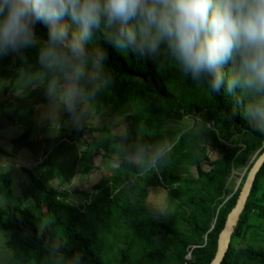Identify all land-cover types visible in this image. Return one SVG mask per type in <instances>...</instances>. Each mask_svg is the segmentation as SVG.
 Masks as SVG:
<instances>
[{
	"label": "trees",
	"instance_id": "16d2710c",
	"mask_svg": "<svg viewBox=\"0 0 264 264\" xmlns=\"http://www.w3.org/2000/svg\"><path fill=\"white\" fill-rule=\"evenodd\" d=\"M65 23L74 27L67 17ZM35 34L46 41L47 28L37 23ZM93 45L104 53L112 83L88 105L90 112L126 114L130 142L167 140L170 151L157 170L140 175L134 167L116 163L121 146L107 131L82 125L62 138L31 140L29 131L11 138L12 150H26L35 163L40 161L42 172L27 170L30 182L22 192L36 215L20 206H0V232L7 234L0 264H76L77 256L79 264H210L245 177L264 151V136L244 120V102L223 88L209 94L178 69L114 48L100 32L89 47ZM36 55V48H28L0 57V130L18 124L25 109L48 102L42 87L31 89L17 79L21 68L36 67ZM230 70L229 62L224 71ZM7 95L14 98L2 101ZM190 112L212 125L203 129L202 139L194 132L180 134L178 127ZM96 156L116 167H108L97 193L81 210L59 189L80 167L90 172L86 165ZM235 171L244 176L233 193L234 181L228 179ZM0 183L8 188L9 176L0 174ZM161 186L169 189L172 207L165 222L153 220L145 210L148 190ZM55 246L59 251L51 250ZM221 264H264V163Z\"/></svg>",
	"mask_w": 264,
	"mask_h": 264
},
{
	"label": "clouds",
	"instance_id": "9594fccd",
	"mask_svg": "<svg viewBox=\"0 0 264 264\" xmlns=\"http://www.w3.org/2000/svg\"><path fill=\"white\" fill-rule=\"evenodd\" d=\"M37 23L47 28L46 41L37 39ZM97 32L118 50L178 69L209 94L223 88L244 102V120L264 136V0H0V57L37 49L36 67L21 68L17 79L45 90L42 118L51 129L58 130L61 110L77 130L87 124L88 105L112 83L104 53L89 47ZM183 119L181 135L202 139L203 129L212 127L193 112ZM112 136L121 146L116 163L140 175L157 170L171 148L167 140L130 142L123 126ZM6 171L0 167V174ZM74 259L79 264L80 257Z\"/></svg>",
	"mask_w": 264,
	"mask_h": 264
},
{
	"label": "rangeland",
	"instance_id": "374dc122",
	"mask_svg": "<svg viewBox=\"0 0 264 264\" xmlns=\"http://www.w3.org/2000/svg\"><path fill=\"white\" fill-rule=\"evenodd\" d=\"M29 88L34 86L29 85ZM17 92L15 96H18ZM14 97L7 95L4 100H12ZM48 102L38 103L35 106L25 109L21 114V120L18 124L9 126L0 130V167H6L7 171L3 174L9 176L10 186L7 188L0 183V197H3L5 206H20L32 215L37 214L31 200L24 199L22 192L29 184V176L27 170L35 169L39 173L42 172L40 161L36 162L26 150L13 151L9 141L24 131H29L31 140H50L62 138L71 132L75 127L70 123L69 116L66 112H60L59 128L50 127V122L42 118V113L46 110ZM84 126L95 128L101 133L104 131L112 134V129L123 126L127 129L130 126L126 114L122 116L113 115L109 109L104 110L99 115L89 113V120ZM182 128L179 126L178 129ZM97 135V134H96ZM171 135H166V139ZM176 139V136H173ZM80 145V144H79ZM81 146V145H80ZM91 167L90 172H85L84 167H80L79 172L73 180L60 187V192L67 195L69 203L81 210L89 204L91 197L97 193V186L104 176L107 175L110 168L116 167V163L106 161L103 157L96 156L90 163L86 165ZM108 167H110L108 169ZM208 169V168H206ZM190 174V169H187ZM192 174H194L192 169ZM244 176V171H235L228 179L234 181V190L238 188ZM156 191V192H155ZM235 191H233L234 193ZM145 210L147 214L155 221H168L172 214L170 204L169 189L165 186L158 188H150L145 201ZM7 234L0 232V257L6 255L5 243Z\"/></svg>",
	"mask_w": 264,
	"mask_h": 264
},
{
	"label": "water",
	"instance_id": "95a60500",
	"mask_svg": "<svg viewBox=\"0 0 264 264\" xmlns=\"http://www.w3.org/2000/svg\"><path fill=\"white\" fill-rule=\"evenodd\" d=\"M252 161L249 163L251 164ZM264 163V151L261 153V155L255 160V162L250 167L245 180L243 182V185L240 189L239 195L236 199L234 207L231 209V211L228 213L223 229L218 235L217 240V250L215 253V256L210 264H221L223 259L226 256L231 236L234 232V229L237 225V222L239 220V217L245 207L247 198L250 194L251 188L253 186L256 174L260 170ZM234 173V172H233ZM235 189L234 191H236Z\"/></svg>",
	"mask_w": 264,
	"mask_h": 264
},
{
	"label": "bare ground",
	"instance_id": "6f19581e",
	"mask_svg": "<svg viewBox=\"0 0 264 264\" xmlns=\"http://www.w3.org/2000/svg\"><path fill=\"white\" fill-rule=\"evenodd\" d=\"M156 192V191H155Z\"/></svg>",
	"mask_w": 264,
	"mask_h": 264
}]
</instances>
